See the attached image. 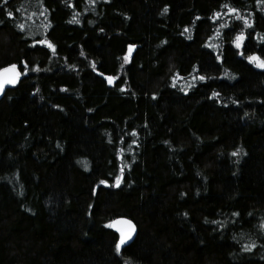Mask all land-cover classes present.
<instances>
[{"label": "trees", "instance_id": "obj_1", "mask_svg": "<svg viewBox=\"0 0 264 264\" xmlns=\"http://www.w3.org/2000/svg\"><path fill=\"white\" fill-rule=\"evenodd\" d=\"M253 55L264 0H0V264H264Z\"/></svg>", "mask_w": 264, "mask_h": 264}, {"label": "snow or ice", "instance_id": "obj_2", "mask_svg": "<svg viewBox=\"0 0 264 264\" xmlns=\"http://www.w3.org/2000/svg\"><path fill=\"white\" fill-rule=\"evenodd\" d=\"M4 2L6 3L7 0H4ZM93 2H94V0H93ZM230 10L232 12H236L237 11V9H235V8H231ZM163 11L167 12L168 11L167 7H165V9ZM8 15L9 16H13L14 13L9 11ZM217 15H219V13H217ZM243 19L245 20V22H247V18L246 17L243 18ZM20 27L23 28L24 25L21 24ZM243 40H244V35L243 34L237 36L236 41H235L237 47L241 46V42ZM41 43H49V46L51 48H53V50L55 49V45H52L50 42L41 41ZM135 47H136L135 45H130L129 49L131 50L132 48H135ZM248 59L250 61H253V62H258V67L264 68V59H261L259 56H255V55L249 56ZM27 71H28V69L26 67V62H25V72H27ZM19 75H20V73L17 71V65H15V64L10 65L9 67H7L5 69L0 70V92H2L4 90V87H5L6 84H13V85L16 84L17 80L19 78ZM113 79L114 78L111 77V76L108 77V82L112 83ZM200 79L203 80V79H205V77L201 76ZM212 95L213 96H217L219 94L216 93V92H213ZM235 154H237V153H234V155ZM101 183L102 184H107L108 181H101ZM117 184H119V179L117 180ZM237 215H239V214L237 213ZM123 223L129 225V228L127 230H125V229H120L119 230L120 231V238H119L118 242L115 245V249H116L117 253L121 252L122 246L125 245V243L130 240V238L132 236V233L135 231V226L132 225V222L130 220H124ZM112 226H115V224H113ZM255 246H256L255 244L252 245V247H255Z\"/></svg>", "mask_w": 264, "mask_h": 264}, {"label": "water", "instance_id": "obj_3", "mask_svg": "<svg viewBox=\"0 0 264 264\" xmlns=\"http://www.w3.org/2000/svg\"><path fill=\"white\" fill-rule=\"evenodd\" d=\"M7 67H9V66H7ZM7 67L1 68L0 70L5 69V68H7ZM17 71L20 73L19 78H18V80H19L20 77H21V72L18 70V68H17ZM18 80H17V81H18ZM14 85H15V84H14ZM12 86H13V84H6V85H5L4 90H3L2 92H0V99L4 96L5 92H6L9 88H11ZM124 220H130V219L125 218V217H119V218L114 219V220L110 223V227H111V229H112L115 233L118 234L119 238H120V231H119V230H120V229H125V230H127V229L129 228V225L123 223ZM130 221L132 222V225L135 226L134 222H133L132 220H130ZM113 224H115V226H112ZM136 234H137V229H136V226H135V231L132 233V236H131L130 240L127 241V242L125 243V245L122 246V248L125 247L126 245L130 244V243L134 240V238L136 237ZM119 238H118V240H119ZM122 248H121V249H122Z\"/></svg>", "mask_w": 264, "mask_h": 264}]
</instances>
